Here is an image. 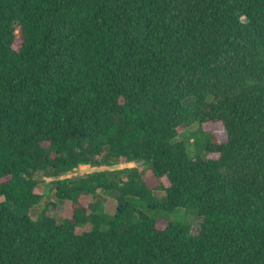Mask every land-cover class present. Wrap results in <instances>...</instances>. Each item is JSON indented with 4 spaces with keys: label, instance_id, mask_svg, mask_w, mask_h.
Instances as JSON below:
<instances>
[{
    "label": "trees",
    "instance_id": "obj_1",
    "mask_svg": "<svg viewBox=\"0 0 264 264\" xmlns=\"http://www.w3.org/2000/svg\"><path fill=\"white\" fill-rule=\"evenodd\" d=\"M0 264H264V0H0Z\"/></svg>",
    "mask_w": 264,
    "mask_h": 264
},
{
    "label": "rangeland",
    "instance_id": "obj_2",
    "mask_svg": "<svg viewBox=\"0 0 264 264\" xmlns=\"http://www.w3.org/2000/svg\"><path fill=\"white\" fill-rule=\"evenodd\" d=\"M185 104L189 105L190 102L185 101ZM210 128H211L210 124H208V123L202 124V129H210ZM192 129H193L192 126L178 128V131L180 134L178 135V138H177V139H179L180 137L181 138L187 137V140H188L187 147L190 150L193 149V147L190 144L191 141L193 140V137L188 136V132H190ZM139 164H140L139 162H129V163H125V164H119L117 167L119 168V167H123V166H137ZM90 170H92L91 167H87V166L86 167H84V166L78 167L77 166L75 168V170H73L72 173L67 172L66 176L81 174L84 172H88ZM162 182L164 184L167 183L164 178L162 179ZM42 187H43V192H44L43 198L40 200V202L37 205H34L29 209V212H28L29 216L31 218H35L37 213L40 212L46 206V211H45L46 214L48 216L53 217L55 219V221L58 223V222H60L61 218L64 216L65 211H66V207L64 204L58 203L54 199L52 191L47 186H42ZM154 193L156 195L160 194L159 191H154ZM101 200L104 203L105 212H107V213L112 212V210L114 208V201L111 198L106 197L104 194H101ZM50 201L55 202L56 205L54 207L47 206V203ZM169 219L178 220V221H181V222L187 224L189 226V231L191 234L197 233V231L199 229L200 222H201V216L193 214L189 211H185V209H179L178 212L169 215ZM88 228H89V226L86 224L83 227L76 228V232L87 230Z\"/></svg>",
    "mask_w": 264,
    "mask_h": 264
},
{
    "label": "crops",
    "instance_id": "obj_3",
    "mask_svg": "<svg viewBox=\"0 0 264 264\" xmlns=\"http://www.w3.org/2000/svg\"><path fill=\"white\" fill-rule=\"evenodd\" d=\"M79 166H84V167H86L87 165H79ZM79 166H78V167H79ZM87 167H89V166H87Z\"/></svg>",
    "mask_w": 264,
    "mask_h": 264
},
{
    "label": "built area",
    "instance_id": "obj_4",
    "mask_svg": "<svg viewBox=\"0 0 264 264\" xmlns=\"http://www.w3.org/2000/svg\"><path fill=\"white\" fill-rule=\"evenodd\" d=\"M74 170H75V169H74ZM72 172H73V171H72ZM72 172H71V173H72Z\"/></svg>",
    "mask_w": 264,
    "mask_h": 264
}]
</instances>
